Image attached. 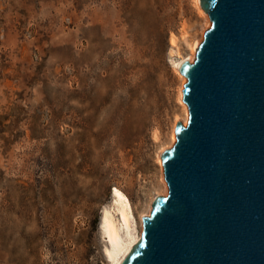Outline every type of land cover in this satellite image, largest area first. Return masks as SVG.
Returning a JSON list of instances; mask_svg holds the SVG:
<instances>
[{
  "label": "rangeland",
  "instance_id": "rangeland-1",
  "mask_svg": "<svg viewBox=\"0 0 264 264\" xmlns=\"http://www.w3.org/2000/svg\"><path fill=\"white\" fill-rule=\"evenodd\" d=\"M208 26L197 0H0V264H113V188L142 233Z\"/></svg>",
  "mask_w": 264,
  "mask_h": 264
},
{
  "label": "water",
  "instance_id": "water-1",
  "mask_svg": "<svg viewBox=\"0 0 264 264\" xmlns=\"http://www.w3.org/2000/svg\"><path fill=\"white\" fill-rule=\"evenodd\" d=\"M209 26L186 78L166 196L119 264H264V0H197Z\"/></svg>",
  "mask_w": 264,
  "mask_h": 264
},
{
  "label": "bare ground",
  "instance_id": "bare-ground-1",
  "mask_svg": "<svg viewBox=\"0 0 264 264\" xmlns=\"http://www.w3.org/2000/svg\"><path fill=\"white\" fill-rule=\"evenodd\" d=\"M170 45L175 46V39L172 37L170 38ZM198 45L199 42L194 43L192 48L193 55L186 59L187 61L190 62L193 60L195 49ZM181 63L179 62L176 65L177 70ZM186 122L187 113L183 123L186 124ZM171 140L174 142V134L171 137ZM111 194L114 211L111 212L107 208L103 210L100 230L105 235L108 242V247L105 249L107 259L112 261L113 264H119L130 248L139 241L140 233L137 235L133 233L136 232L135 221L127 197L117 188H113Z\"/></svg>",
  "mask_w": 264,
  "mask_h": 264
}]
</instances>
